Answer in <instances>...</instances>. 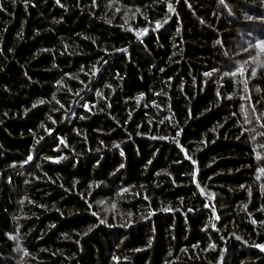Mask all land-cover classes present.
Listing matches in <instances>:
<instances>
[{"label": "trees", "instance_id": "1", "mask_svg": "<svg viewBox=\"0 0 264 264\" xmlns=\"http://www.w3.org/2000/svg\"><path fill=\"white\" fill-rule=\"evenodd\" d=\"M0 264H264V0H0Z\"/></svg>", "mask_w": 264, "mask_h": 264}, {"label": "rangeland", "instance_id": "2", "mask_svg": "<svg viewBox=\"0 0 264 264\" xmlns=\"http://www.w3.org/2000/svg\"><path fill=\"white\" fill-rule=\"evenodd\" d=\"M18 248H19V249L21 248V246L19 245V242H18Z\"/></svg>", "mask_w": 264, "mask_h": 264}]
</instances>
